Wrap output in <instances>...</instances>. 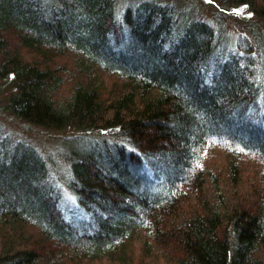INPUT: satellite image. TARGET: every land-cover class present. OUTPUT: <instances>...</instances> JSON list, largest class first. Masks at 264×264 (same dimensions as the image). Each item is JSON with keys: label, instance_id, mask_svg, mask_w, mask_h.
I'll return each instance as SVG.
<instances>
[{"label": "trees", "instance_id": "16d2710c", "mask_svg": "<svg viewBox=\"0 0 264 264\" xmlns=\"http://www.w3.org/2000/svg\"><path fill=\"white\" fill-rule=\"evenodd\" d=\"M200 7L241 30L230 58L222 26L152 1L126 7L124 34L115 0H0L4 108L61 136L63 183L85 215L65 218L45 158L0 134V264H150L159 252V264H264V166L252 201L237 196L234 158L231 195L197 168L215 147L264 165V0ZM64 55L76 71H60L72 75L60 106Z\"/></svg>", "mask_w": 264, "mask_h": 264}, {"label": "rangeland", "instance_id": "374dc122", "mask_svg": "<svg viewBox=\"0 0 264 264\" xmlns=\"http://www.w3.org/2000/svg\"><path fill=\"white\" fill-rule=\"evenodd\" d=\"M148 1H152L155 5H159L161 7H173V9L177 11V18H180V16H182L183 14V16H187L189 19L193 18L199 21L202 20L213 27L217 25L222 26V28H224L225 35L230 40L228 45L230 52H227L225 54L227 55V58H230L231 56H233V54H235V52H237V50H239L235 44L238 40L237 37L239 35V31L241 32V30L235 26L234 21L229 18H217L209 10L200 7L201 3L206 4V2H209L210 0H115V20L120 24L122 33L126 34L127 32L125 28V22L123 21V13L125 12L126 7H131L133 11L140 3H147ZM73 62L74 61L70 56H57V64L54 67L58 68L59 74H61L60 78L62 84L56 91L54 100L60 106L65 104L69 99V96H71L70 87L72 86V75L67 71H63L61 73L60 71L66 68L69 69V71H76L75 67L73 66ZM108 74L109 73L107 70L100 69L99 71L97 70V74L95 76L98 77L105 86H108L109 82L113 83V80H115V78H111L110 76H108ZM10 87V80H0V134L2 139L4 140L3 143L8 145V149H12L15 147L17 142H20L25 146L27 145L35 148L36 151H38V153L45 158L47 167L49 168L46 181H50L55 186L56 192L58 196H60L59 206L63 208V216L67 219L77 218V221H80V219L85 217V215L83 214V210L80 206H77L74 195H72L71 192L68 191L66 185H64L63 183L66 175L65 171L67 161L64 158V143H62V141L60 140L61 136L55 135L38 127H34L29 123H24L15 117L13 118L9 113H7L4 106L5 99L10 92ZM239 155L236 156L235 154V156H232L230 152L228 153L226 152V150L215 147L210 149L207 154L201 156L202 158L199 160L197 168L199 172H201L202 178H204L209 170H214L216 172V175L218 174L217 181L219 182V185H227L228 192L231 195V193H233V190L228 187L229 181L227 178V166L232 160L231 158H234L236 160V166H238L237 177L239 178L240 182V186L236 185L234 188H241L239 189L237 196L243 197L244 195L246 198L252 201V199H254V197L251 196L253 194V186H257L259 184L262 178V176H260L261 169L264 165L260 159H257L251 155ZM207 190L208 189H206V191ZM185 192L188 193L187 196L192 199L194 198V192L197 191H195L194 189H188L185 190ZM207 192L209 195L213 191L209 190ZM34 234L37 235V232H32V235ZM135 242L136 241H133V245L137 249L138 245ZM46 246H48L47 249H51L52 244H48ZM53 249L57 250V248L55 247ZM66 255L68 256L67 253ZM160 256L161 253L159 252L158 257H156L154 261H148L151 262L150 264H159ZM40 264H44V262ZM45 264H50V262H45ZM58 264L109 263L105 262L103 259L89 262L85 259L83 260L79 258V260L77 259L71 261L70 256H68L61 259Z\"/></svg>", "mask_w": 264, "mask_h": 264}]
</instances>
